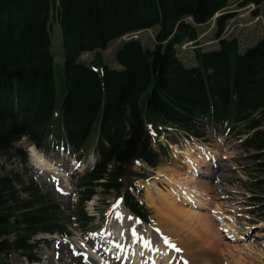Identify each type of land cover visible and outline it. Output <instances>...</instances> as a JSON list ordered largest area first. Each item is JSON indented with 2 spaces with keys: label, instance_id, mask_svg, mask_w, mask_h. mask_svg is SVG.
Segmentation results:
<instances>
[{
  "label": "trees",
  "instance_id": "trees-1",
  "mask_svg": "<svg viewBox=\"0 0 264 264\" xmlns=\"http://www.w3.org/2000/svg\"><path fill=\"white\" fill-rule=\"evenodd\" d=\"M229 5L230 0H0V152L23 136L47 143L58 124L81 156L97 134L100 158L80 181L85 204L98 186L120 192L135 160L157 165L149 124L179 125L198 135L201 117L225 126L242 122L246 131L263 127L247 140L248 148L263 151L264 39L245 53L236 38L220 39L217 50H196L194 66L176 51L186 40H198L195 24ZM55 6L64 48L60 121L49 30ZM154 26L159 31L153 49L125 40L116 52L122 68L106 64L101 51L111 41ZM86 51L95 52L91 64L80 61ZM259 168L264 171V165ZM15 182L23 183L17 175L0 174V236L16 234L13 242H0V252L30 255L33 235L64 231L61 208L33 185L23 188L29 196L22 198ZM130 189L127 205L148 220ZM82 214L88 224L91 218L84 209Z\"/></svg>",
  "mask_w": 264,
  "mask_h": 264
},
{
  "label": "rangeland",
  "instance_id": "rangeland-1",
  "mask_svg": "<svg viewBox=\"0 0 264 264\" xmlns=\"http://www.w3.org/2000/svg\"><path fill=\"white\" fill-rule=\"evenodd\" d=\"M223 14L228 17L219 22L218 18ZM187 20L192 21L190 18ZM197 29L200 33L197 44L186 42L176 48L179 59L188 66L198 63L197 49L203 52L218 49V40L221 38H236L240 43V51L244 52L264 38V0H230V5L225 10L206 23L198 24ZM219 29H222L220 34ZM49 30L57 85L56 112L59 113L55 121H60L64 48L57 6L51 11ZM158 31L159 26H154L111 41L107 48L101 51L106 64L114 69L122 68L116 60V52L122 43L130 38L138 39L144 47L153 49L157 44ZM94 56L95 52H83L80 61L91 64ZM238 124L242 129V123ZM210 130L211 133L209 131L205 133L206 138L201 145L197 142L193 144L180 140V147L187 150L177 151L176 146L158 144L165 150L159 165L152 168L141 162L134 163L126 175L125 184H128V187L137 184L143 192L140 200L150 211L152 222L149 225L158 227L164 234L168 231L167 234L174 237L176 243L185 242L183 246L185 249L181 251L188 253V264L191 262L193 264H264V181H261L264 179V171L256 165L259 161H264V153L254 158V151L247 150L248 146L243 144L244 140L241 138L247 135L240 137L235 136L236 134L230 130ZM182 142L184 145H181ZM94 147L95 145L86 154H82L81 160H77L71 151L63 149L55 142L51 143L50 147L46 145L35 149L28 139L23 138L15 143L14 149L10 152H0V174L8 176L19 174L24 182L16 183L15 188L19 196L27 199L29 195L23 192V188L33 185L40 194L47 197L48 201L59 205L63 225L67 227V231H70L68 237H61L59 234L36 236L32 241L35 245L32 252L36 257L35 262H29L20 252L11 251L9 254L0 253V264H70L67 257L54 251V247L59 244L64 245L65 251H72L75 256L82 254L85 258L89 255L93 260L94 254L91 248L84 249L89 247L90 237L98 229L101 231L102 226L117 224L119 219L116 216L111 219L113 212L126 210L124 202L120 204L121 194L116 191L108 193L101 186L96 188L95 196L86 205L80 204L78 193L80 176L89 169L87 168L89 160L95 161L98 157ZM202 147L213 155L216 151L220 157L231 153L230 157L223 161L224 169L218 172L221 179L217 180L219 187H224L227 192L217 194V191L211 189L213 186L203 184L206 181L198 179L199 176L195 175L192 168H186L185 165H190L189 158H194L197 168H202L204 154ZM229 147L231 151H226ZM180 151L189 155H181L178 153ZM24 154L26 161L23 160ZM33 159L41 162L39 167L41 170L38 173L31 164ZM190 194L192 197L189 196ZM82 208L98 218L94 224L86 228L80 227L83 224ZM173 209H180L186 214V223H183L186 226L181 232L177 225L182 220L177 221L178 218L174 217L173 222H169V226L165 224L164 217ZM100 214H102L101 218H99ZM200 215L204 223L208 221L207 227L199 224L200 220L195 216ZM133 216L136 218L135 215ZM142 225L138 227L140 232L145 229ZM6 238L14 241L15 235L0 237V242ZM173 240L172 243L176 247ZM181 256L183 257L182 254ZM192 256L193 258L189 259ZM64 257L65 261L62 260Z\"/></svg>",
  "mask_w": 264,
  "mask_h": 264
},
{
  "label": "bare ground",
  "instance_id": "bare-ground-1",
  "mask_svg": "<svg viewBox=\"0 0 264 264\" xmlns=\"http://www.w3.org/2000/svg\"><path fill=\"white\" fill-rule=\"evenodd\" d=\"M178 153L185 154L184 151H180ZM31 161H32L31 164L35 168V172L38 173L41 170L39 168L41 166V162L34 160V159ZM189 196H191V194ZM169 211H170L169 213L171 214V217H170V214H167V216L164 217L165 221H166L165 224L169 226L170 225L169 222H173L172 221L173 218L176 217V218H178L177 221L182 220V222L180 221V223L178 225L175 223L177 225L178 229L179 230L181 229L180 232L182 230H184V227L186 225L184 226L183 223H186L185 222L186 221V214H184L180 209H173L172 211L171 210H169ZM116 213H117L116 211L112 213L111 219H113L115 217ZM131 213L132 212L128 209L124 210L123 212L122 211L119 212V214L117 215V218L119 220H118L117 224H115V228L117 231H119V233L117 236H115V238H112V239L109 238L108 239V241H109L108 245H110L112 250H116L115 253H118V252L119 253H121V252L125 253L122 256L119 255L117 257L122 258L124 256H127L128 254H133L134 251L132 248H134L136 250L135 252L137 253V255H140L142 252H144V250H145V253L149 252V255H148L149 259L146 261V259H144L142 257L138 258L136 256L135 259H136L137 263H132V264H139V262L141 260H142V264H188V256H189V255H187L188 253L186 254V252L181 251L183 248L185 249V247H183V246H185V242L183 243V242L179 241L176 243V241L173 240L174 237L172 238L171 235L167 234L168 231H167V233L164 234V232L159 231L158 227H153V226H151L145 222H142L138 216H136L135 214L132 213L133 215L136 216V218H135ZM157 213H159V212H157ZM200 216H195L198 220H200L199 224H201L203 227H205V226L207 227L208 221H205V223H204L203 217L202 216L200 217ZM215 217H217V216H215ZM218 219H220V217H218ZM161 221H163V220H161ZM142 224H144V225H142ZM165 224H164V226H165ZM140 225L144 226V228H145L142 232H140L138 230V227H140ZM161 226H163V225H161ZM179 230H178V232H179ZM171 238H172L173 242L175 241L176 247L173 245ZM170 240H171V242H170ZM101 243L102 244L95 242L94 243L95 249L97 247H99L100 250L106 251V249L104 248L105 241L101 242ZM186 250H184V251H186ZM54 251L60 255L62 254L65 257H67L69 259L70 264H87L83 261V257L81 255L75 256L72 251H68V252L65 251V246L62 244L61 245L59 244L58 246L54 247ZM178 252L180 253V260H179V253ZM101 254L103 255V257L105 259H108L107 255L105 253H101ZM181 254L183 255V257L181 256ZM193 256L189 259H192ZM61 257H63V256H61ZM65 257L62 258V260L65 261ZM120 262H121V259L119 260V262H115V264H120ZM129 262H131V258L129 259ZM88 264H90V263H88ZM191 264H193V263L191 262Z\"/></svg>",
  "mask_w": 264,
  "mask_h": 264
},
{
  "label": "snow or ice",
  "instance_id": "snow-or-ice-1",
  "mask_svg": "<svg viewBox=\"0 0 264 264\" xmlns=\"http://www.w3.org/2000/svg\"><path fill=\"white\" fill-rule=\"evenodd\" d=\"M122 202H123V198L121 197V198H120V203H122Z\"/></svg>",
  "mask_w": 264,
  "mask_h": 264
}]
</instances>
